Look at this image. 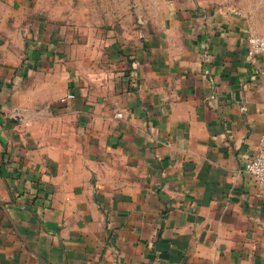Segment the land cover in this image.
Instances as JSON below:
<instances>
[{
    "label": "crops",
    "instance_id": "1",
    "mask_svg": "<svg viewBox=\"0 0 264 264\" xmlns=\"http://www.w3.org/2000/svg\"><path fill=\"white\" fill-rule=\"evenodd\" d=\"M55 11L0 0V264H264L245 171L264 139L247 59L264 28L183 0L91 39Z\"/></svg>",
    "mask_w": 264,
    "mask_h": 264
},
{
    "label": "rangeland",
    "instance_id": "2",
    "mask_svg": "<svg viewBox=\"0 0 264 264\" xmlns=\"http://www.w3.org/2000/svg\"><path fill=\"white\" fill-rule=\"evenodd\" d=\"M61 20L75 19L87 30L88 38H98L106 31L111 36L149 29L163 11L183 6V0H47ZM194 6L227 9L245 14L264 28V0H189ZM86 33V32H85ZM112 33V34H111ZM138 33V32H137Z\"/></svg>",
    "mask_w": 264,
    "mask_h": 264
},
{
    "label": "built area",
    "instance_id": "3",
    "mask_svg": "<svg viewBox=\"0 0 264 264\" xmlns=\"http://www.w3.org/2000/svg\"><path fill=\"white\" fill-rule=\"evenodd\" d=\"M247 59L256 69L257 73L264 70L260 65H264V37L252 35L248 39ZM264 69V68H263ZM264 139L261 142V149L246 164V173L255 181L264 194Z\"/></svg>",
    "mask_w": 264,
    "mask_h": 264
}]
</instances>
